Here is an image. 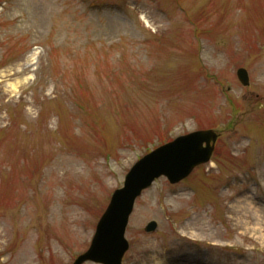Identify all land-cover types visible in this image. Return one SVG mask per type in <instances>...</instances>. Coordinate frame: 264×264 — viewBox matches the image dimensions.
Here are the masks:
<instances>
[{
  "label": "rangeland",
  "instance_id": "1",
  "mask_svg": "<svg viewBox=\"0 0 264 264\" xmlns=\"http://www.w3.org/2000/svg\"><path fill=\"white\" fill-rule=\"evenodd\" d=\"M259 42L264 0L0 3V264H73L133 164L199 128L221 133L224 170L198 172L200 195L193 178L144 192L125 264H264Z\"/></svg>",
  "mask_w": 264,
  "mask_h": 264
},
{
  "label": "water",
  "instance_id": "2",
  "mask_svg": "<svg viewBox=\"0 0 264 264\" xmlns=\"http://www.w3.org/2000/svg\"><path fill=\"white\" fill-rule=\"evenodd\" d=\"M240 76L245 71H240ZM213 131H203L182 137L163 146L138 162L127 177L126 186L116 191L112 203L99 223L93 246L75 264L93 260L103 264H121L128 248L124 237L134 201L141 191L162 174L173 181H179L192 168L208 161L213 147L203 149V143L215 140ZM156 226L152 223L148 230Z\"/></svg>",
  "mask_w": 264,
  "mask_h": 264
}]
</instances>
